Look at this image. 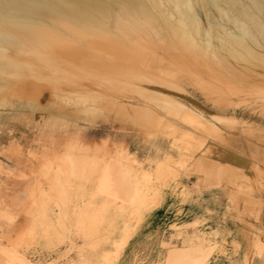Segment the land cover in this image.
<instances>
[{
    "label": "rangeland",
    "instance_id": "obj_1",
    "mask_svg": "<svg viewBox=\"0 0 264 264\" xmlns=\"http://www.w3.org/2000/svg\"><path fill=\"white\" fill-rule=\"evenodd\" d=\"M207 2L210 61L177 64L163 33L141 75L81 59L92 83L62 66L50 71L62 89L34 79L0 95V264L203 263L206 232L181 237L151 210L147 185L200 173L196 159L240 158L264 178V18L248 26Z\"/></svg>",
    "mask_w": 264,
    "mask_h": 264
},
{
    "label": "bare ground",
    "instance_id": "obj_2",
    "mask_svg": "<svg viewBox=\"0 0 264 264\" xmlns=\"http://www.w3.org/2000/svg\"><path fill=\"white\" fill-rule=\"evenodd\" d=\"M220 1L242 24L259 25L264 18V0ZM207 4V0H0V95L28 88L34 79L62 89L50 72L62 66L70 67L77 80L92 83L78 69L81 59L89 67L141 75L148 51H155L163 33L177 64L210 61L200 45L205 41L201 39ZM103 26L113 27L118 35ZM99 50L111 59H103Z\"/></svg>",
    "mask_w": 264,
    "mask_h": 264
},
{
    "label": "crops",
    "instance_id": "obj_3",
    "mask_svg": "<svg viewBox=\"0 0 264 264\" xmlns=\"http://www.w3.org/2000/svg\"><path fill=\"white\" fill-rule=\"evenodd\" d=\"M216 161L196 159L200 173L179 175L174 182L154 178L147 185L154 201L150 208L180 225L181 237L206 232L202 264H264V195L254 182L264 186V178H252L239 165L240 158ZM139 227L143 231L148 226ZM151 228L162 232L161 226Z\"/></svg>",
    "mask_w": 264,
    "mask_h": 264
}]
</instances>
